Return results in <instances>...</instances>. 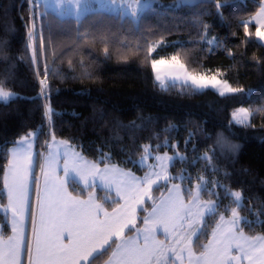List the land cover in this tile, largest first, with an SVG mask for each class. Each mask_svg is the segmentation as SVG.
Segmentation results:
<instances>
[{
  "label": "trees",
  "instance_id": "16d2710c",
  "mask_svg": "<svg viewBox=\"0 0 264 264\" xmlns=\"http://www.w3.org/2000/svg\"><path fill=\"white\" fill-rule=\"evenodd\" d=\"M216 3L217 0H191L177 5L174 0H152L136 20L130 14L107 9H92L77 19L45 8L42 13L46 15L35 21L37 48L41 31L46 41L45 56L39 63V79L44 78L45 64L49 66L45 99L38 95L40 84L32 51L25 49L32 23L30 6L27 0H0V82L5 90L18 94L7 102L0 100V147L4 149L0 152V166L7 163L6 153L14 141L38 129L37 160L46 147L45 141L54 133L91 160H97L102 152L109 153L110 159L104 163L118 164L138 174L146 167L128 162L129 155L137 161L142 146L149 144L154 152L187 157L169 166L173 177L182 170L191 175L190 182H183L185 186L190 187L202 175L209 181V188L211 181L219 180L231 191H241L239 213L255 221L252 213L264 203V112H254L247 125L232 122L231 112L238 106L251 111L264 109V43L256 38L257 26L253 22H249L247 36L241 23L254 15L261 0H228L220 9ZM213 38L216 43L210 50L207 41ZM161 40L163 44L157 48ZM154 44L157 50L146 57L148 47ZM172 54H179L190 69L219 73L233 88L245 91L222 97L212 90L194 94L191 87L181 90L179 85L162 89L154 83L150 58ZM46 104L54 112L51 125L43 115ZM190 132L194 135L186 143ZM205 152L219 172L207 168L206 160L193 165L192 161ZM3 175L0 167L2 203L6 198ZM162 187L167 188L161 183L151 193L157 200L166 191ZM70 189L85 195L92 188L73 181ZM93 189L96 198L109 208L120 201L107 189ZM216 191L222 198L219 211L227 206V217L237 205L223 189ZM201 195L216 199L207 191ZM152 204L147 200L138 209V226ZM218 218H209L205 229L208 235ZM0 223L3 234H8L3 211ZM242 226L248 236L264 234V224ZM208 235H203L199 243H205ZM106 257L100 258L98 264Z\"/></svg>",
  "mask_w": 264,
  "mask_h": 264
},
{
  "label": "snow or ice",
  "instance_id": "6c2138e0",
  "mask_svg": "<svg viewBox=\"0 0 264 264\" xmlns=\"http://www.w3.org/2000/svg\"><path fill=\"white\" fill-rule=\"evenodd\" d=\"M92 2L93 0H55L58 8L62 4L69 5L70 7L65 11L72 12L77 19L90 11ZM150 2L151 0H95L99 10L106 7L115 10L116 7H120L123 12L126 8L133 18L137 17L138 10L150 7ZM174 2L179 5L190 3L191 0H174ZM227 2L228 0H217V9L224 7ZM27 3L30 6L29 19L32 23L27 33L28 43L25 49L32 51V64L37 69L36 75L39 79L40 57L45 56L46 41L41 31L37 48L35 21L38 17L42 19L46 13L39 11L40 0H27ZM250 20L255 21L257 25L256 38L264 41V0H261V7ZM249 22V20L241 21L246 36ZM214 43H216L215 38L207 41L210 50ZM162 44L163 40L157 44V48ZM156 50L148 47L146 57ZM151 68L154 73V83H158L164 90L169 86L179 85L181 90L191 87L194 94L212 90L222 97L245 91L231 87L227 80H220L217 75L188 72L179 54L151 59ZM48 77L49 66L46 63L44 78L39 79L38 94L45 99L49 90ZM17 95L15 92L5 90L0 82V100L7 102L9 98ZM254 112H264V109L250 112L248 109L238 108L232 113V122L247 125ZM43 115L51 125L54 112L50 104L44 106ZM39 130L30 131L19 141H14L13 143L18 146L7 150V163L0 166L4 169L3 191L6 192L8 201L6 205L0 202V211L5 213L12 233L5 239L3 231L0 230V264H24L21 259L22 253L27 255V264H98L99 259L105 255L107 259L103 260V264H176V261L185 264V254L187 264H245V262L264 264V234L248 236L242 226H250L253 222L264 224V219H261L264 216V203L256 213H252L256 220L249 221L239 213L243 200L241 191H231L219 180L211 181L209 188V181L202 175L196 177L194 186H185L183 182H190L191 175H185L186 170H182L173 177L168 172V168L176 159L181 162L186 161V156L180 153L169 156L164 153L163 156L153 157L151 145H143L139 160L134 161L129 155L128 161L148 169L142 177H138L130 170L126 171L104 163L110 159V154L103 153L100 149L98 151L102 154L97 160L85 159L81 153L75 151L74 145L67 140L58 141L53 133L51 140L45 141L47 153L38 154L43 159L40 165L43 175V187H41L39 177H35L33 169L35 159L33 142ZM193 135L194 133H189L186 143L191 142ZM164 143L167 146L168 141L165 140ZM156 147L159 148L160 145ZM3 151L4 149L0 147V152ZM61 158H63V177L57 175ZM149 158L157 163L147 164ZM199 160L208 161L207 168L219 172L207 152L196 157L192 161L193 165ZM100 163H104L103 168L99 167ZM227 175L225 173V176ZM90 177L93 181L91 184ZM77 178L84 188L94 186L97 179L108 188L114 186L116 197L124 200L125 203L117 204V207L109 213L104 209L103 204L94 201L92 194L87 200L81 199L79 195H73L69 187ZM173 179L182 183L171 184L167 188V194L162 193L157 201L151 193L161 186V182L167 186ZM32 183L36 185L35 208L30 200ZM217 188L223 189L225 196L231 197L232 202L237 205L230 209V217L225 216L229 211L227 206L223 211H219L222 198L216 191ZM202 191H207L210 197L216 199L201 201ZM147 200H152L153 204L151 210L143 217L145 227L140 228L137 225V207L143 206ZM112 202L116 203V200L113 198ZM9 212L11 215L7 216ZM26 215L31 220V237L26 232ZM217 215L219 218L208 235L205 231L208 220ZM159 228L163 229L164 239H159L157 236ZM129 232L132 235H128ZM202 235H208L207 243H199Z\"/></svg>",
  "mask_w": 264,
  "mask_h": 264
},
{
  "label": "crops",
  "instance_id": "0c3cea01",
  "mask_svg": "<svg viewBox=\"0 0 264 264\" xmlns=\"http://www.w3.org/2000/svg\"><path fill=\"white\" fill-rule=\"evenodd\" d=\"M260 7H261V5H260ZM260 7H259V8H260ZM258 10H259V9H258ZM258 10H257V11H258ZM257 11H256V12H257ZM256 12H255V13H256ZM255 13H254V15H255ZM254 15H253V16H254ZM251 22H253V23L256 25L255 21H252V20H251ZM256 26H257V25H256ZM56 139H57L58 141H59V140H62V139H59V138H56ZM19 140H20V139H19ZM19 140H18V141H19ZM50 140H51V139H50ZM17 146H18V145L14 144V145L11 146L10 149H13L14 147H17ZM75 151L81 153L82 156H83L85 159H87V160H89V161H95V160H91V159L85 157L84 154H83L79 149H77L76 147H75ZM33 152H34V154H35L34 165H33L34 175H35V177H39V178H40V179H39V183H40V186L43 187V175H42L41 167H40V165L43 163V159L40 158V159L37 160V155H36V150H35V140H34V142H33ZM43 153H45V154L47 153V147H45ZM108 164H109V165H115V166H117L118 168L123 169V170H126V171H127V170H130V169H128V168H124V167H122V166H120V165H118V164H114V163H108ZM59 165H60V168L57 169V175H59L60 177H63V176H64V173H63V171H62L63 158H61V160L59 161ZM99 167H100V168H103V167H104V164H100ZM130 171H131L132 173H134L136 176H138L134 171H132V170H130ZM73 181L79 183L80 185H82V186L84 187V185L78 180V178H77V179H74ZM89 182H90V184L93 183L91 177L89 178ZM176 183H178V182H175L174 184H176ZM96 186H98V187H102V188H104V189H107V190L111 191L114 195H116V189H115L114 186H113L112 188H108V187H107L102 181H100V180H98V179L95 180V182H94V186L88 187V188H92V189H90V190L88 191V193L85 194V195H80V194H78V193H74V192L70 189V187H69V191H71L73 195H79L80 198H81V199H84V200H87V199L89 198V195L92 194L94 201H95L96 203H101V204H103L104 209H105L106 211H108L109 213L112 212V209H113V208H116V207H117V204L123 205V204L125 203L124 200L119 199L120 201H119L118 203H116L113 207H111V208L107 207L102 201H100V200H98V199L96 198V196H95V190L93 189V188L96 187ZM168 187H170L169 184L167 185V188H168ZM167 188H166V191L163 192V194H165V193L167 192ZM4 193H5V195H6V198H5V201H4L3 204L6 205L7 202H8V201H7V194H6L5 191H4ZM160 197H161V196H160ZM30 200H31V205L35 208V207H36V185H35V183H32V184H31V187H30ZM158 200H159V199H158ZM158 200H157V201H158ZM186 201H187V199L185 198V202H186ZM0 202H1V201H0ZM139 208H140V206L137 207V216H138V209H139ZM150 210H151V208L148 209L147 212L150 211ZM37 213H38V209H37ZM4 214H5V213H4ZM10 215H11L10 212L7 213V216H10ZM101 215H103V213H101ZM146 215H147V213H146ZM25 223H26V232H27V235H28L29 237H31V235H32V225H31V220H30V218H29L27 215H26ZM8 225H9V233L6 234V235L3 234L5 239H7V237H8L9 235L12 234V233H11V225H10V223H8ZM139 227H140V228L145 227V225L143 224V222H142V224H141ZM0 230H2V225H1V223H0ZM127 234H128V235H132L131 232H130V233H127ZM157 236H158L159 239H164V238H165V236H164V232H163V229H162V228H159V229H158V231H157ZM21 259L23 260L24 264H27V255H26L25 253H22ZM105 259H107V257H106ZM102 264H103V263H102Z\"/></svg>",
  "mask_w": 264,
  "mask_h": 264
},
{
  "label": "rangeland",
  "instance_id": "374dc122",
  "mask_svg": "<svg viewBox=\"0 0 264 264\" xmlns=\"http://www.w3.org/2000/svg\"><path fill=\"white\" fill-rule=\"evenodd\" d=\"M152 1V0H151ZM151 3V2H150ZM70 6L69 5H64V4H62L59 8L56 6V3H55V0H40V8H39V11L40 12H43L44 10H45V8H49V9H53V10H55L57 13H59V14H61V15H72V16H75L72 12H70V11H65V9L66 8H69ZM92 9H99V5L98 4H96L95 3V0H93V2L91 3V7H90V10H92ZM105 9H107V10H111V11H114V12H120L122 15H124V14H129V12H128V10L126 9V8H124L123 9V12H121V8L120 7H116L115 8V10H113L111 7H106ZM142 9H140V10H138V14L140 13V11H141ZM138 14H137V16H138ZM83 15V14H82ZM76 17V16H75ZM135 20L137 19V17H135L134 18ZM249 21L251 22V20L249 19ZM259 41H261L262 43H264V41H262V40H260V39H258ZM154 46H155V44L153 45V48H154ZM172 55H176V54H172ZM172 55H169V56H162V57H170V56H172ZM159 58H161V57H157V58H152V59H159ZM179 58H180V60H181V62H183L184 64H185V62H184V60L181 58V56L179 55ZM150 65H151V58H150ZM186 65V64H185ZM186 70L188 71V72H190V73H198V74H203V75H217V78L218 79H220V80H225L224 78H222L218 73H206V72H203V71H200V70H192V69H190L187 65H186ZM152 72H153V70H152ZM153 75H154V73H153ZM230 85V84H229ZM231 86V85H230ZM232 87V86H231ZM238 108H245V109H248L250 112H251V110L248 108V107H246V106H238V107H236V108H234L233 110H232V112H231V118H232V113L236 110V109H238ZM250 118H251V116H250ZM250 118H249V121H250ZM145 145H149V144H145ZM164 153H167L169 156H173L174 154H172V153H168V152H154V151H152V156L154 157V156H156V155H161V156H163L164 155ZM140 157V156H139ZM139 157H138V159H137V161L139 160ZM147 164H155V163H157L154 159H152V158H149L148 160H147V162H146ZM148 169L147 168H145L144 169V172L143 173H141V174H138V173H136L137 175H138V177H142L143 175H144V173H145V171H147ZM168 172L169 173H171L170 172V170H169V168H168ZM163 174V173H162ZM171 175H172V173H171ZM40 179V178H39ZM153 179H155V177H153ZM161 183H163V182H161ZM175 182H173L172 180H170L169 182H168V184L171 186V184H174ZM195 183H196V181L193 183V185H191L190 187H192V186H194L195 185ZM167 184V185H168ZM166 187H162L161 189L163 190V189H165ZM232 191H239V190H232ZM167 194V192L165 193V195ZM208 199H211V198H207V197H203L202 195H200V200L201 201H206V200H208ZM187 202V201H186ZM231 215V214H230ZM230 215L229 216H227V217H230ZM226 217V218H227ZM199 240H203V235L199 238ZM205 243H207V241L205 242ZM170 256H171V253L169 254ZM176 264H179V261H176ZM185 264H187V259H186V254H185ZM245 264H246V262H245Z\"/></svg>",
  "mask_w": 264,
  "mask_h": 264
}]
</instances>
